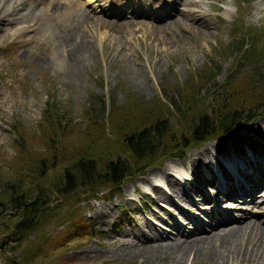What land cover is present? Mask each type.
<instances>
[{"label":"rangeland","instance_id":"obj_1","mask_svg":"<svg viewBox=\"0 0 264 264\" xmlns=\"http://www.w3.org/2000/svg\"><path fill=\"white\" fill-rule=\"evenodd\" d=\"M19 2L12 10L10 3L14 4L13 0H0V174L6 176L4 172L8 169L9 155L18 145L17 131L23 129L27 133L22 134L21 141L31 151L26 154L20 151L19 160L10 159L8 173L24 181L29 178L24 174L25 170L34 169L40 156L49 158L48 164L44 165V175L31 176L38 178L45 189L49 188L51 194L47 196L48 209L34 232L27 230L16 241L1 242L0 239V264H172V254L168 252L139 255L141 241H136L139 243L137 246L130 245L132 235L124 236L119 230L125 227L132 230L139 226L150 228L155 233L174 235L175 229L164 225L160 219L163 218L168 223L175 219L180 223L181 213H177L178 209L173 208L172 203L162 205L161 199L155 196L144 181L151 173L159 172L168 164L177 165L174 171L170 170L181 179L185 191L191 193L189 197L199 199L194 206L169 193L173 203L185 209L189 216L210 222L209 206H202L201 199L204 197H198L197 191L193 189V184L201 183L188 178L183 166L188 164L186 169L190 172L191 157L206 147L228 142L237 136L245 135L263 142L264 113L238 124L224 136L211 134L200 141L191 140L189 124L192 118L195 120L199 111L210 117L211 106L217 102L229 108L242 100L249 101L251 98V102L258 103L264 98V73L260 72L263 68L259 67L264 63V55L257 57L259 61H254L255 53L248 54V48L260 52L261 45H264V0H176L173 12L176 9L182 11L180 14L176 13L178 17L174 18V15L170 22L158 24L160 22L145 15L131 16L133 21L116 33L105 26L83 28L84 25H79L77 28L86 29L85 34L93 40L95 55L86 56L79 63L76 68L78 78L69 75L75 62L72 56L69 60L62 56L61 51L68 50V46L58 44L57 39L71 34L72 30V34L79 33L74 30L76 28L71 27L78 21V11L106 20L115 17L97 10L99 0ZM154 2L164 3L165 8L171 5V0H153L152 3ZM52 3L65 7L61 6L62 15L58 14V10H52ZM124 13L127 12L121 11L119 15L123 17ZM184 13H189L193 18H187ZM62 17L66 22L62 21ZM176 19H182L183 23L173 24ZM60 22L67 25L59 32L58 28L62 25ZM143 24L151 28L142 31ZM155 25L160 26L154 27ZM241 40L243 44L239 46ZM232 44L238 45L236 55L233 54ZM256 67L259 69L252 73L250 70H255ZM213 70L216 73L214 85L210 83L207 92L199 94L198 101H193L189 93L199 92L197 82L207 77L208 71ZM224 82L226 83L223 85ZM220 88L223 96L213 101V93ZM163 93L173 99L179 110H173L172 114L168 112V101ZM91 95H102L104 111L96 124L89 125L93 113L88 114L84 107L92 98ZM180 97L184 99L183 103L180 102ZM257 106V109L264 110L263 106ZM52 110L54 113L64 112L70 117V125L67 123L61 137L59 134L55 136L59 138L56 152L45 146L43 136L36 127L45 115H52ZM87 114L90 118H87ZM155 117H163L167 125L164 137L162 136L168 143L166 146L171 143L182 144L183 139L185 140L187 146L181 150V157L167 154L170 158L143 166L142 174L134 173L123 180L116 192H110L107 183L88 188L77 187L62 193L55 191L57 179L62 176L63 166L71 156L67 152L84 151L100 164L104 159L116 156L130 160L128 153L121 148L124 135L146 125ZM27 166L29 168H24ZM182 175L188 178L185 179L186 183L181 178ZM153 180L161 184L157 176ZM22 185L26 188L27 183ZM204 185L200 186L204 190H210V193L205 191V197L210 199L209 195L216 196V192L208 190ZM261 190L255 197L258 198L257 204L254 199L253 202H238L237 206L229 201L226 204L223 199L213 208L217 211V208L232 205L234 208L227 209L229 212H224L223 216L232 219L251 213L252 218L257 215V219L264 222V217L260 215L264 208L261 204L264 191ZM247 210L250 212L245 213ZM94 213L101 217L100 221ZM6 215V212L3 213V216ZM68 219L70 222H79L80 234L72 236V227L67 228ZM12 221L13 219L9 222ZM230 224H236V220L226 223V226ZM3 225L1 222L0 236L5 233ZM193 225L199 226V222ZM193 225L184 229L191 230ZM10 230L11 228L8 231ZM196 261L193 264L205 262L203 259ZM185 264H190L189 260H185ZM234 264H264V261L234 259Z\"/></svg>","mask_w":264,"mask_h":264},{"label":"bare ground","instance_id":"obj_2","mask_svg":"<svg viewBox=\"0 0 264 264\" xmlns=\"http://www.w3.org/2000/svg\"><path fill=\"white\" fill-rule=\"evenodd\" d=\"M102 2H104V1H102ZM148 2H149V0H132L131 9H130L131 13H134L132 15L135 16V13L137 12L136 10L141 8V5H145ZM13 3L14 4L10 3L12 10L15 9L14 6L19 5L20 2H19V0L18 1L13 0ZM62 4H64V3H62ZM72 4H73V6H75L74 3H72ZM61 6L65 9V7L61 4H59V5L56 3L51 4L52 10H54V11L58 10L59 15H62L60 13ZM65 6H67V5H65ZM99 6L102 7V4H99ZM63 11H65V10H63ZM83 11H85V10H83ZM78 12L80 13V14L78 13L79 14L78 21L74 25H72V26L70 25V26L72 28H76L74 30H78L79 33L77 32L76 34H72V31H73L72 30L71 34H67V36H64L60 40L57 39L58 44L68 46V50L64 49L63 51H61L62 56L67 60H69V58L72 56V59L75 62L72 71H69V75H71L74 78H78L77 77L78 73L76 71V68L79 66V63H82V61L84 60V58L86 56L90 57V56L95 55L94 54L95 52H94L93 40L90 39L91 37L88 36L87 33L85 34L86 29H83V28H87L88 26H90L91 28H94L95 25L99 26V27L105 26L111 32L116 33V32H120V30L122 29L123 26H126L127 24H130V22L133 21V18L125 19L124 17H121L120 15L119 16L121 18L106 20V19H101V18L97 17V15L95 16V15L86 14L87 12H80V11H78ZM180 13H181V11L177 12V14H180ZM196 13H197V11H196ZM117 14L118 13H116L115 15H117ZM194 15L196 16V14H194ZM184 16H187V18L192 17L189 15V13H188V15L185 14ZM177 17H178L177 15L174 16V18H177ZM63 18L64 17H62V21H63ZM17 19H15V20L17 21ZM181 20L176 19L173 21L174 22L173 24L183 23ZM63 22H66V21H63ZM167 22H170V21L168 20ZM60 23H62V22H60ZM63 24L64 23H62V25H60V27L58 28L59 32L61 31L62 27H65L67 25V24H65V25H63ZM79 25H84V26H83V28H81L79 30V28H77ZM20 26H22V25H20ZM156 26L158 27L160 25H155L154 27H156ZM141 28H142V31H146L148 28H151V26H149L147 24H143V26H141ZM55 30H56V28H55ZM55 35H57V33ZM74 70H75V72H73ZM262 141L263 142H261L260 139H258V140L252 139L251 137L245 136V135L237 136L236 138H234L233 140H230L228 142L215 144V145H212L210 147H206L205 149H203L202 151L198 152L197 154H195L193 157L190 158V161H191L190 172H189V170L187 171L188 168L186 169V166L188 164L185 167L183 166V169H184V171H186V175L188 178L195 179L198 181V183L205 184L204 186L207 187L208 190L209 189L212 190V188L214 190V188L216 186L218 188L223 186L224 180L222 179V175H221L224 171V165L222 163L223 160H227L228 163L230 164L227 167L229 169L230 173L232 174L231 177L229 178V182H234L232 179H237L239 174L243 170H245L246 166L258 163L256 170H255L258 173V175H256L257 178L255 179L256 182L252 181L250 186H244L243 187L244 188L243 191L245 193H248L250 195H258L260 193V190H259L260 188H262L261 191H264V187L259 183V180L264 173V155L258 157V158H260L258 162H256L255 157H257L258 154L264 153V145H263L264 140H263V138H262ZM245 148L251 150V152L254 154V156H253L254 158L253 157L247 158L244 161L241 160L242 158L243 159L245 158ZM219 156L221 157V159H219ZM208 162L212 163L211 164L212 172H214L216 170V173H214V175L208 173V170H209ZM176 167H177V165H169L168 164L166 167L161 168V170L159 172L151 173L148 176V178L144 179V181H145L146 185L153 191L155 196L161 199V202H163L162 205L165 206V203H172L173 208L176 207L178 209L177 213H181L183 221L181 220L179 223V222L175 221V219H174V221L172 223H170V222L168 223L163 218L160 219L162 222H164L163 223L164 225H168L169 227L171 226L175 229V232L173 231L174 235H172V236L165 234V233H160V232L155 233V232H152V230L150 228L146 229V228L139 227V226L137 229H132V230H130L126 227L123 229H120L119 230L120 234H122L124 236H128L129 234L132 235L130 245L137 246V245H139L138 242L141 241V244L139 245L141 247L138 246L139 247L138 248L139 249L138 254L143 255L144 253H147V252H149V253L150 252L151 253L158 252V254L161 252H168L169 254H172V257L170 256V261L172 264H185V260H189L190 264H193L195 262L197 263V261H196L197 259H203L205 262L202 264H227L228 262H231V264H234V259L235 260L239 259V261L242 259H245V260H248L249 262L250 261H254V262L264 261V222H261L260 219H257V218H259L257 215H254L255 218L254 217L252 218L253 215L251 213H249L250 212L249 210H247L245 212V213H249V214H246L244 216L241 215L236 219V224H230V225L226 226L227 221H225V220L227 219V217L223 218L222 214L224 212H227L228 211L227 209L230 210V208H228V207H226L225 209L223 208L224 210L220 212V213H222L220 215H218L216 213L215 209L213 208V212H210V216L213 217L214 219H216V220H214L216 222H210L208 225L205 224L204 226L200 225L199 229H196L194 227L195 225H193V224L197 221V219L193 215L189 216L188 212L185 209H183L181 206L173 203V199L169 195V193H170V194L174 195L175 198L182 199L183 202H186V203L188 202L190 205H194V206L196 205V202L198 200L197 198L191 199L189 197L190 196L189 194H191V193H187V191H185L183 183H181V179L177 175L173 174L172 171L170 170V169H173V171H174V169ZM214 168H215V170H214ZM201 169L205 171L206 176H203L204 173L201 172ZM219 172L221 174H218ZM155 176H157L161 180V184H160V182L157 183L156 181L153 180V178ZM187 177H185L183 175L181 176V178L185 181V183L187 181L185 179H188ZM215 177L218 178V179H216L217 181L215 180ZM194 185L195 184H193V189L197 191V193H198L197 196L202 195L203 197H205V193L203 192V190L198 189ZM240 192L241 191H236V192H233L232 194L239 195ZM255 197H253V198L255 199ZM254 199H252L250 202H253ZM257 199L255 201L256 204H257ZM258 202H260V201H258ZM224 203L227 204L228 202L225 201ZM221 204H223V203H221ZM261 204L264 205V197L261 201ZM202 206H204V205L202 204ZM258 207L259 206L257 205L256 209ZM262 210H261L262 212L260 215L264 217V208ZM198 214H200V213H198ZM225 214H227V213H225ZM94 216L100 221L101 217L99 215L94 213ZM181 222H182V225H181ZM191 224L193 225V229L185 230L186 227L190 226ZM179 235H181V237ZM136 241H138V242H136Z\"/></svg>","mask_w":264,"mask_h":264},{"label":"trees","instance_id":"obj_3","mask_svg":"<svg viewBox=\"0 0 264 264\" xmlns=\"http://www.w3.org/2000/svg\"><path fill=\"white\" fill-rule=\"evenodd\" d=\"M252 37L254 38V36ZM242 44L241 40L239 42V46ZM261 47L262 51L260 52L251 51L248 48V54L252 52L255 53L256 59H254V61L258 60L257 57L264 55V45H261ZM232 48V50L235 51L238 49V45L232 44ZM259 67L263 68L260 72L264 73V63H262ZM256 69L259 68L256 67L255 70L253 69L250 71L253 73ZM214 72V70L213 72L208 71L207 77L197 82L196 85H198L197 88L199 89V92L196 91L192 94L189 93V96H191L193 101H198L199 94L207 92L210 83H212V86L214 85ZM231 80L232 79L230 78L229 81ZM225 83L226 82H224L223 85ZM220 90H222V88L213 93V101L219 100L223 96V94H220ZM163 95L168 101L165 102L170 114H172L173 110H179L178 105L174 103L173 99L165 93H163ZM91 96L92 98H88L89 103L84 107L85 111L87 108L88 114L93 113V119L88 123L89 125L96 124L104 111V98L102 95ZM182 97H180L181 103L184 102ZM251 100V98L249 101L242 100L238 103V105L230 106L229 108H227L223 103L217 102L211 106V113L213 115L211 114L210 117L204 114L205 112L199 111L195 120L192 118V121L189 124L191 140L200 141L211 134H228L230 133L228 131L234 129L238 124L250 120L258 114L264 113L263 109H257V104L264 107V98L261 102L258 101V103H255L254 101L251 102ZM46 114H48V111ZM69 118L70 117L65 115L64 112L54 113L52 110V115H45V118H42V120L36 124V127L39 128V131L43 136L45 146L51 151L56 152V144L59 138H56L55 136L59 134L61 137L67 123L70 125ZM87 118H90L89 115ZM166 129L167 125H165L163 117H155L146 125H142L136 130L129 131L125 134L122 139L123 147L121 148L123 152L128 153L126 154L129 156L131 161L120 159L116 156L114 158L104 159L102 164H100L97 163L94 157L84 151L79 150L80 152H67L71 156L68 157L66 155L68 157L67 162L63 166L62 176L57 179L55 191L62 193L77 187L88 188L107 183L109 184L110 192H116L123 180L130 178L134 175V173L142 174L144 167H147L159 160H164L166 158L165 156L170 155L181 157V150L187 146L185 140L183 139L182 144L171 143L170 146H166L168 143H166L163 138ZM20 130L21 131H17L18 145L14 148L13 153L9 155L10 157L7 164L8 169L4 172L6 176L4 177L0 174V185L2 187V194L0 195V223L2 222L4 224L3 227L5 231V233L0 236V239H2L1 242H5L7 240H20L22 234L27 230L34 232L35 227L38 223H41V218L48 209L47 196L51 194L49 188L45 189L43 183L38 181V178L31 176L33 174H37L42 177L45 172L44 165L48 164L49 158L40 156L38 158L37 165H35V168L31 170L33 171L32 173L30 170H25L24 174L29 176V178L24 181H21L18 177H13V175L11 176V173H8L11 166L10 165L8 167L10 159L19 160L20 151H22V154H26L31 151L30 148L26 147L28 145L22 143V134L25 131L23 129ZM63 153L64 152H61V154ZM135 163L137 164L135 165ZM24 168L29 167L27 166ZM1 170L2 165H0V171ZM25 183H27L26 188L22 185H25ZM5 212L7 215L3 216V213ZM11 219H13V221L10 223L9 221ZM67 221L69 222L67 224V228L68 226L70 228L72 227V236L80 234L81 226L79 225V222L75 220L70 222L69 219ZM77 227L79 229H77ZM10 228L11 230L8 231ZM74 228L76 229L74 230ZM25 252H27V250H25Z\"/></svg>","mask_w":264,"mask_h":264}]
</instances>
